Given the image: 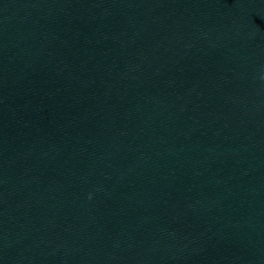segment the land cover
<instances>
[{
	"label": "water",
	"instance_id": "obj_1",
	"mask_svg": "<svg viewBox=\"0 0 264 264\" xmlns=\"http://www.w3.org/2000/svg\"><path fill=\"white\" fill-rule=\"evenodd\" d=\"M235 264H264V0H159Z\"/></svg>",
	"mask_w": 264,
	"mask_h": 264
}]
</instances>
